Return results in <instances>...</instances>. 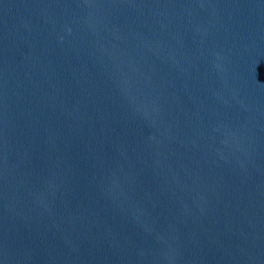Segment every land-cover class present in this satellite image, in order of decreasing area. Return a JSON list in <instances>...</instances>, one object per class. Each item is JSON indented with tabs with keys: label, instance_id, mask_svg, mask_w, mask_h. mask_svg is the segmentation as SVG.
I'll return each instance as SVG.
<instances>
[{
	"label": "water",
	"instance_id": "water-1",
	"mask_svg": "<svg viewBox=\"0 0 264 264\" xmlns=\"http://www.w3.org/2000/svg\"><path fill=\"white\" fill-rule=\"evenodd\" d=\"M0 264H264V0H0Z\"/></svg>",
	"mask_w": 264,
	"mask_h": 264
}]
</instances>
